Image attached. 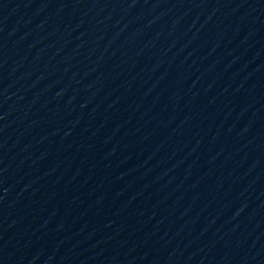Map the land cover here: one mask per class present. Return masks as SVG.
<instances>
[{"label": "water", "instance_id": "1", "mask_svg": "<svg viewBox=\"0 0 264 264\" xmlns=\"http://www.w3.org/2000/svg\"><path fill=\"white\" fill-rule=\"evenodd\" d=\"M0 264H264V0H0Z\"/></svg>", "mask_w": 264, "mask_h": 264}]
</instances>
